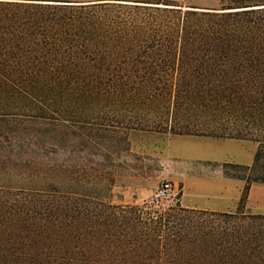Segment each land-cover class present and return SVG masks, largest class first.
<instances>
[{"label": "trees", "instance_id": "16d2710c", "mask_svg": "<svg viewBox=\"0 0 264 264\" xmlns=\"http://www.w3.org/2000/svg\"><path fill=\"white\" fill-rule=\"evenodd\" d=\"M136 131L258 143L252 166L226 165L244 172L226 174L246 183L238 210L102 198L111 150L131 157ZM254 184L264 0H0V264H264V214L245 211Z\"/></svg>", "mask_w": 264, "mask_h": 264}, {"label": "rangeland", "instance_id": "374dc122", "mask_svg": "<svg viewBox=\"0 0 264 264\" xmlns=\"http://www.w3.org/2000/svg\"><path fill=\"white\" fill-rule=\"evenodd\" d=\"M64 1V0H60ZM165 2L183 6L185 8L202 9H220V0H154L151 2ZM168 134L132 132L129 134V140L133 155L131 157L118 156L111 154L107 159L104 171L108 174L107 179L113 180L114 186L110 191L103 192L100 196L107 199L114 205H142L151 197L160 183L169 181L175 185L177 195L165 201L160 209L174 207L177 203L182 204V197L188 185L170 179L167 175L168 169L162 164L161 152L162 143ZM94 152V151H93ZM96 153V152H94ZM82 154H79L81 156ZM61 160L65 161L69 157L68 151L60 152ZM91 167L93 179L96 182L102 173V168L97 164V159ZM216 171H223L224 175L241 176L244 172L231 166L220 167L208 164L191 165L181 171L180 174L195 177L197 175H209ZM104 173V172H103ZM172 173V172H171ZM187 197L183 199V204L199 210H214L216 207H225L232 205L231 201L224 202L223 199H217L213 196L218 195L215 192L202 193L196 185L190 187ZM245 211L251 214H264V184H259L253 192L251 199H248Z\"/></svg>", "mask_w": 264, "mask_h": 264}, {"label": "crops", "instance_id": "0c3cea01", "mask_svg": "<svg viewBox=\"0 0 264 264\" xmlns=\"http://www.w3.org/2000/svg\"><path fill=\"white\" fill-rule=\"evenodd\" d=\"M46 1V0H44ZM66 2H77L83 4L102 3V2H143L154 0H64ZM260 145L253 141L237 139H215L210 137L196 136H166L162 143L161 159L162 164L168 169V177L176 179L187 186L182 197V207L195 209L183 204V199L187 197L192 185L204 192H215L218 195L213 196L217 199H223L224 202L231 201L232 205L225 207H216L214 210H206L220 213H235L238 210L239 202L246 183L236 178H230L224 175L223 171H216L209 175H197L189 177L180 174L181 171L191 165L208 164L210 167L219 165H235L241 167H250L255 161L257 151ZM172 172V173H171ZM259 184H254L250 190L249 199H251L254 189ZM199 210V209H198Z\"/></svg>", "mask_w": 264, "mask_h": 264}, {"label": "built area", "instance_id": "2783aa9c", "mask_svg": "<svg viewBox=\"0 0 264 264\" xmlns=\"http://www.w3.org/2000/svg\"><path fill=\"white\" fill-rule=\"evenodd\" d=\"M178 193L176 187L169 181H163L160 183L155 193L149 197L145 203L153 205L156 208H159L165 201L176 196Z\"/></svg>", "mask_w": 264, "mask_h": 264}]
</instances>
